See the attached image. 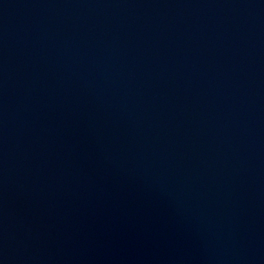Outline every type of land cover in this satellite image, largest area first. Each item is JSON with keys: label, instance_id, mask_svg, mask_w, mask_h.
<instances>
[{"label": "water", "instance_id": "obj_1", "mask_svg": "<svg viewBox=\"0 0 264 264\" xmlns=\"http://www.w3.org/2000/svg\"><path fill=\"white\" fill-rule=\"evenodd\" d=\"M0 264H264V0H0Z\"/></svg>", "mask_w": 264, "mask_h": 264}]
</instances>
